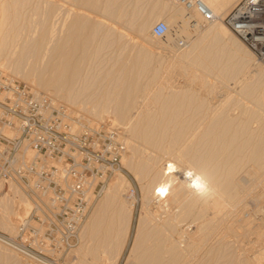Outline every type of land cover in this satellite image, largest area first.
Returning <instances> with one entry per match:
<instances>
[{
    "label": "bare ground",
    "instance_id": "obj_1",
    "mask_svg": "<svg viewBox=\"0 0 264 264\" xmlns=\"http://www.w3.org/2000/svg\"><path fill=\"white\" fill-rule=\"evenodd\" d=\"M203 1L225 15L236 0ZM160 17L166 38L152 32ZM254 56L222 20L204 22L174 0H0V66L24 70L55 104L102 113L92 102L106 95L112 126L135 141L125 140V165L140 177L146 213L128 264H251L249 245L236 249L243 241L234 247L230 235L251 223L237 215L248 195L264 212V62ZM116 171L86 221L94 264L100 252L121 261L129 240L136 199ZM13 212L1 220L11 228L23 219Z\"/></svg>",
    "mask_w": 264,
    "mask_h": 264
},
{
    "label": "built area",
    "instance_id": "obj_2",
    "mask_svg": "<svg viewBox=\"0 0 264 264\" xmlns=\"http://www.w3.org/2000/svg\"><path fill=\"white\" fill-rule=\"evenodd\" d=\"M174 1L205 22L222 20L264 60V0H239L225 15L203 0ZM152 32L165 38L170 26L159 20ZM124 151L120 129L92 123L0 68V181L20 183L32 200L17 234L0 232V240L30 260L57 262L78 242L99 191L122 169Z\"/></svg>",
    "mask_w": 264,
    "mask_h": 264
},
{
    "label": "rangeland",
    "instance_id": "obj_3",
    "mask_svg": "<svg viewBox=\"0 0 264 264\" xmlns=\"http://www.w3.org/2000/svg\"><path fill=\"white\" fill-rule=\"evenodd\" d=\"M239 0H236L235 1V4L238 2ZM235 4H233L232 6H234ZM231 6V7H232ZM231 9V8H230ZM153 13H156V10H154L153 11ZM159 20H163V18L162 17H160L157 21H159ZM157 21H155V23L157 22ZM205 22V21H204ZM174 37H176V40H177V42H178V44H177V46H181V47H184V46H186V44H187V38L185 37V34L184 33H181V34H174ZM189 37V36H188ZM166 38V37H165ZM184 39V44L183 45H179V40H181V39ZM163 40H166V39H163ZM150 43H151V45L153 44V46H152V48L154 49V50H156V51H158V47L156 46L157 44H156V42H152V41H150ZM155 43V44H154ZM159 50H160V48H159ZM253 56H254V53H253ZM254 58L256 59V60H259V61H263L264 62V60H261V59H258V58H256V56H254ZM5 61V60H4ZM196 65V68L198 69V72H199V69H201V65L200 64H195ZM4 66H0V68H2L3 70H5L6 72H8V73H10V74H13L14 76H16L17 78H19L20 80H22V81H24V82H27L28 84H30V85H32L36 90H38L39 92H45V93H47V94H49V96L52 98V96H51V92L50 91H43V89L40 87V85H39V83L38 82H36V81H33V80H30V79H27L26 77H24L23 76V71L21 70L19 73H18V71L20 70H18V67H14V66H12L11 65V67H10V69H8V68H6V67H4ZM12 68V69H11ZM21 68V67H20ZM15 69V70H14ZM22 69V68H21ZM15 71V72H14ZM22 74V75H19V74ZM176 81H177V83L179 82L178 80H180V82H179V84L182 82H184L185 81V77L183 76V75H178L177 77H176ZM228 80V79H227ZM226 80V81H227ZM230 80V79H229ZM227 81V83L229 84V85H234V81H233V79L232 80H230V81ZM233 82V83H232ZM231 83V84H230ZM98 86V85H97ZM96 86V87H97ZM102 87L103 85H99V87ZM100 97H103L102 95H100L99 97L96 95V101H95V99H94V101L95 102H98V101H101L102 100V105H101V102H99V103H93L92 101H93V99H90L89 100V103H88V101H87V104H89V105H87L88 107H90V109H93L94 111H95V109L94 108H92V107H94L95 105H97L98 104V106H97V108H98V110H101L100 112H102V113H99V111H96L95 113L93 112V113H91V112H89V111H87V109H85V108H83L82 110H80L79 109V106H77L75 103H74V105H73V102H70V101H65V100H60V102H59V104H66L67 106H69L71 109H73V110H75V111H78V112H81V113H83L87 118H89L90 119V121L92 122V123H98V122H107L108 124H110V125H114V123H113V121L115 120V116H113V113L111 114V110H113L112 109V107H113V105L115 104L114 102H110L111 104H112V107H109L110 108V110H109V112L110 113H108V112H105L104 110L106 109H104V106H103V104L104 105H106V101H104V100H106L107 99V96L106 95H104V99L103 98H101V100H100ZM99 98V99H98ZM86 100H88V99H86ZM86 100H85V102H86ZM108 101L110 100L109 98L107 99ZM92 102V105H94V106H91L90 104H91V102ZM103 101H104V103H103ZM70 102V103H69ZM108 103V105H106L105 107H107V106H111L110 105V103L109 102H107ZM78 104H80V102L78 103ZM100 104V105H99ZM80 105H83V102H81V104ZM77 106V107H76ZM100 106V107H99ZM95 108H96V106H95ZM104 110H103V109ZM97 110V109H96ZM103 110V111H102ZM108 111V110H107ZM98 112V113H97ZM103 114V115H102ZM114 118V119H113ZM116 121V120H115ZM114 121V122H115ZM116 125V124H115ZM120 125V124H119ZM123 124H121L120 126H122ZM122 127H124V126H122ZM121 130V129H120ZM122 131V130H121ZM121 138H122V141H123V143H124V145H125V150L126 149H129V147H127V145H129V144H127V143H125L126 141V138H127V142L128 143H135V141L133 140V139H131V137H129V133L128 132H123V134L121 133ZM125 137V138H124ZM130 139V140H129ZM131 141V142H130ZM127 147V148H126ZM125 152H127V150L125 151ZM124 159V160H123ZM125 161H126V157H125V155H124V153H123V156H122V169H120L121 171H119V172H122L123 174H125V176L130 180V182H131V187H130V191H131V193L133 192L134 194H135V206H134V211H133V221H132V227H131V229H130V235H129V240H128V244H127V246H126V248H125V251H124V255L122 256V259H121V261H119V259H117V257H116V255H114L113 253H111V252H109L108 254H105V253H103V252H100V255L102 256L103 255V258L102 259H100V261H98L96 264H128V261H129V258H128V256H130L129 254H131V252H132V249H131V247L133 248L134 246L133 245H135V242H136V239H137V236H136V233H138V227L137 226H139L140 225V223H141V217H143L144 215V213H146V210L144 209V208H141V207H143V204L141 203L142 202V187H141V181H139L138 180V177H139V175H137L136 176V173H134V171L129 167V165H125ZM118 171H115V172H113L111 175H109V177H108V179H107V181H106V184L102 187V189L99 191V193H98V195H97V197H96V199L94 200V202H93V204H92V206H91V208H90V210H89V213H88V215H87V218L85 219V221L83 222V224H82V227H81V231H80V235H79V240H78V242L76 243V245L74 246V247H72L70 250H68V251H66V252H64L63 253V255H62V257L57 261V262H54L53 264H94L93 262V260H92V257H93V253H92V250H91V247H90V243H89V240H88V237H87V234H86V230H85V228H86V224H87V222L86 221H88L89 220V217H90V215H91V213L93 212V210H94V207L96 206L95 204H97L98 203V201L100 200H103V198L106 196V194H107V191H108V186H110L111 185V183H112V181H113V177L116 175V174H118L117 173ZM140 178V177H139ZM5 195H6V197H8V198H6L5 197ZM11 196V197H10ZM2 197V198H1ZM4 197V198H3ZM247 197V196H246ZM245 197V198H246ZM4 199V200H3ZM6 199V200H5ZM8 199V200H7ZM10 200V201H9ZM14 200H15V202H14ZM20 202V203H17V202ZM8 202V203H7ZM12 202H14V203H12ZM255 202V203H254ZM4 204V205H3ZM14 204V205H13ZM15 204H18L17 206L15 205ZM19 204H20V206H19ZM256 204V201L254 200V198L251 196V195H248V198H246L245 199V201L243 202V204L241 205V207H240V210H239V212L237 213V215L239 214L240 216H246V218L248 217V218H250L251 217V223H249L248 225L250 226V224H251V227L249 228L248 227V225L247 224H245V226L244 227H241V228H238V230L237 231H239V232H241V234L239 233V235L237 234V232L236 233H232L231 235H230V239L235 243H233L232 241V243L231 244H234V245H232V246H234L235 247V245H237V243L239 244L241 241H243V243H242V245L240 244L239 246L237 245V247H236V249H238L239 247L241 248L242 246H244V245H246L247 244V246L249 247V251L247 252V254L248 253H250L249 254V256H251V257H247L246 256V253L244 254L245 255V259L247 258V260H248V258H250L251 259V261H249V262H251V264H255V263H258V262H260L261 264H264V253H262L263 251H264V249H263V247H262V242H260V232H259V230H262V229H264V222H263V220L261 221V215H262V213H264V212H259V211H257V210H255V205ZM31 205H32V200H31V198L27 195V193H26V191L24 190V188H23V186L20 184V183H17V182H11V181H7V182H1L0 181V232H2V233H6V234H9V235H16L17 234V231H18V226H19V224H20V221L19 222H16L15 223V226H13V227H15V228H11L12 226H10V228H9V226H7L6 224V227H4L5 225L1 222V220H3V218L5 217H7V215L8 216H10L9 215V212L11 213V212H13L12 211V209H14L15 208V210H14V212H13V214H15V212L17 213V214H15V215H13V216H17V215H19V216H17V217H25L28 213H29V211H30V208H31ZM16 206V207H15ZM243 207H246V208H243ZM16 208H17V211H16ZM11 211H10V210ZM242 209V210H241ZM246 209V210H245ZM250 209V210H249ZM254 209V210H253ZM8 212V214H7V212ZM256 211V212H255ZM241 212H242V214H241ZM6 213V214H5ZM249 213V215H247ZM251 213V214H250ZM245 214V215H244ZM141 215V216H140ZM236 215V216H237ZM238 215V217H240ZM139 221H140V223H139ZM86 222V223H85ZM258 222V223H257ZM263 222V223H262ZM85 223V224H84ZM246 223H248V222H246ZM253 224V225H252ZM4 225V226H3ZM262 225V226H261ZM259 226V227H258ZM245 228H246V230H245ZM248 228V229H247ZM242 230H244V231H242ZM247 230H249L248 231V233L246 232ZM137 231V232H136ZM243 232H244V234H243ZM246 233H247V235H246ZM249 234V235H248ZM233 235H235V237L233 236ZM242 235V236H241ZM238 236H240V237H238ZM244 236V237H243ZM136 237V238H135ZM243 237V238H242ZM240 240V238L242 239L240 242L237 240ZM215 239V238H214ZM245 239V240H244ZM216 240V239H215ZM135 241V242H134ZM262 243V244H260V243ZM244 243H246V244H244ZM133 244V245H132ZM244 244V245H243ZM6 246V245H5ZM9 246V245H8ZM231 245H230V247H232ZM252 247V249H251V247ZM7 247V246H6ZM6 247H4L3 246V243L1 244V242H0V264H25V262H29V263H31V264H41V263H37L36 261L34 262V260H29V259H27L25 256H23L22 254H20L18 251H14L13 249V251H11V248H10V250H9V248H6ZM5 248V249H4ZM131 249V250H130ZM237 252V251H236ZM236 252H235V254H236ZM238 254V253H237ZM238 255H240V254H238ZM223 257H225V258H223V259H225V260H223V262L224 261H226V255L225 256H223ZM228 257V256H227ZM236 257H238L237 255H236ZM241 257V256H240ZM255 257V258H254ZM252 258H253V260H252ZM221 260H222V257L220 258ZM220 259H219V261H220ZM228 259V258H227ZM230 259V258H229ZM228 261V260H227ZM226 261V262H227ZM253 261H254V263H253ZM263 261V262H262ZM221 262V261H220ZM222 262V263H223ZM225 262V263H226ZM259 263V264H260Z\"/></svg>",
    "mask_w": 264,
    "mask_h": 264
}]
</instances>
